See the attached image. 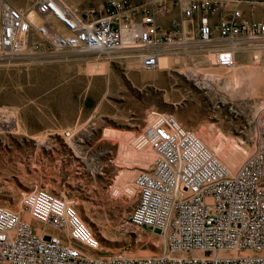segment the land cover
I'll use <instances>...</instances> for the list:
<instances>
[{"label": "built area", "instance_id": "built-area-1", "mask_svg": "<svg viewBox=\"0 0 264 264\" xmlns=\"http://www.w3.org/2000/svg\"><path fill=\"white\" fill-rule=\"evenodd\" d=\"M244 2L252 13L264 4L104 0L89 6L35 0L24 10L12 0H0V57L30 50L123 49L135 52L140 68L149 71L159 67L165 54L192 47L218 48L215 61L230 65L235 43L264 45V17L246 16ZM32 13L41 19L37 24ZM150 114L136 146L150 147L154 158L134 176L137 199L128 222L138 230L158 232L162 253L99 254L106 252L101 240L76 205L35 186L21 195L22 211L43 230L0 203V264H264V122L248 142L252 150L232 171L173 114Z\"/></svg>", "mask_w": 264, "mask_h": 264}, {"label": "rangeland", "instance_id": "rangeland-1", "mask_svg": "<svg viewBox=\"0 0 264 264\" xmlns=\"http://www.w3.org/2000/svg\"><path fill=\"white\" fill-rule=\"evenodd\" d=\"M12 1L27 10L35 0ZM242 45L233 46L230 65L215 61L218 48L184 47L149 71L123 49L0 57V123L13 111L31 136L44 137L0 131V203L39 226L22 211L21 195L45 187L76 205L101 240L99 254L162 253L158 232L128 222L132 181L152 160L122 155L120 144L142 132L151 111L171 113L234 171L264 122V46ZM127 168L134 172L118 183Z\"/></svg>", "mask_w": 264, "mask_h": 264}, {"label": "bare ground", "instance_id": "bare-ground-1", "mask_svg": "<svg viewBox=\"0 0 264 264\" xmlns=\"http://www.w3.org/2000/svg\"><path fill=\"white\" fill-rule=\"evenodd\" d=\"M244 3H246V2H244ZM264 6V4H259V7L260 8H262ZM21 9H23V8H21ZM25 10V9H24ZM30 18H31V21L34 23V24H37L38 22H40L41 21V19L37 16V15H35L34 13H32V14H30ZM238 44V46H243L242 44H244V43H235L234 45H237ZM233 45V46H234ZM264 45H261L260 47H255V48H261V47H263ZM234 47H236V46H234ZM233 47V48H234ZM236 54V53H235ZM256 56H257V59H259L260 58V56H259V54H255ZM254 54H253V59L255 60V58H254V56H255ZM167 56H170L169 54H165L162 58H161V60H160V64H161V61H162V59L164 58V57H167ZM139 60V59H138ZM177 60V59H176ZM234 63H236V61L234 62ZM137 64H139V66H140V62L139 63H137ZM159 67H160V65H159ZM158 67V68H159ZM157 68V69H158ZM185 70H187V69H185ZM192 73V72H191ZM204 75V74H203ZM200 82V81H199ZM198 82V83H199ZM203 83H205L204 81H203ZM202 83V84H203ZM2 113V112H1ZM4 113H5V115H6V119L4 120V122L3 123H0V131H3V129L4 128H8L7 130H9L10 132H12V133H21V134H24V135H29V136H31L24 128H22V126H21V124H20V122H19V120H18V118H17V115H16V113L15 112H13V111H9V110H5L4 111ZM146 127V126H145ZM145 127L143 128V130H142V132H144L145 131ZM141 132V133H142ZM140 133V134H141ZM69 135H70V133H69ZM71 136V135H70ZM69 136V137H70ZM31 137H33V138H36L37 140H38V142H40L41 143V141H42V139L44 138V137H42L41 135H32ZM201 138V137H200ZM202 139V138H201ZM137 137L136 138H134V139H132L131 141H129V142H121V144H120V151H121V154L122 155H130L131 154V152L132 151H134V153H135V155L136 156H138L141 160H145V161H151L153 158H154V153H153V151H152V149L150 148V147H137L136 146V143H137ZM202 141H203V139H202ZM43 142V141H42ZM204 143H205V141H203ZM206 144V143H205ZM207 146H208V144H207ZM209 147V146H208ZM131 148H132V150H131ZM210 148V147H209ZM211 149V148H210ZM212 150V149H211ZM213 151V150H212ZM214 152V151H213ZM215 153V152H214ZM216 154V153H215ZM217 155V154H216ZM218 156V155H217ZM220 159V158H219ZM221 160V159H220ZM147 165H144V166H142V168H144V167H146ZM141 168V169H142ZM140 169V170H141ZM136 171V170H135ZM139 171V170H138ZM134 171H132V170H130V169H124V170H122V172H121V175H120V177H117V178H119V179H116V180H118L119 182L118 183H124V181H125V179L126 178H128L129 176H131L132 175V173H133ZM131 179V178H130ZM121 185V184H120ZM123 185V184H122ZM134 188V187H133ZM130 192V191H129ZM24 193V192H23ZM35 228H36V230H38V231H42L43 230V228H41V225H39V226H35ZM120 254H122V253H120ZM123 255H125V254H123ZM150 255H152L151 253H140L139 255H136V257H142V256H150ZM132 256V255H131Z\"/></svg>", "mask_w": 264, "mask_h": 264}, {"label": "crops", "instance_id": "crops-1", "mask_svg": "<svg viewBox=\"0 0 264 264\" xmlns=\"http://www.w3.org/2000/svg\"><path fill=\"white\" fill-rule=\"evenodd\" d=\"M104 0H69V2L75 4V5H89V6H97L99 4H101ZM242 8L245 12L246 16H249L251 18H262L264 17V8H259L258 10L260 11V13L257 15L256 13H252L250 11V8L248 6V4L243 3ZM260 16V17H259Z\"/></svg>", "mask_w": 264, "mask_h": 264}]
</instances>
